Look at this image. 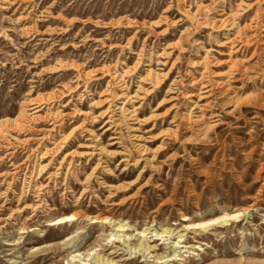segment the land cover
<instances>
[{"label":"rangeland","instance_id":"rangeland-1","mask_svg":"<svg viewBox=\"0 0 264 264\" xmlns=\"http://www.w3.org/2000/svg\"><path fill=\"white\" fill-rule=\"evenodd\" d=\"M257 61L264 0H0V264H264Z\"/></svg>","mask_w":264,"mask_h":264},{"label":"bare ground","instance_id":"bare-ground-1","mask_svg":"<svg viewBox=\"0 0 264 264\" xmlns=\"http://www.w3.org/2000/svg\"><path fill=\"white\" fill-rule=\"evenodd\" d=\"M224 21V20H223ZM222 22V21H221ZM245 39V38H244ZM259 40H261V39H259ZM241 41V40H240ZM241 43H242V41H241ZM249 43H251V42H249ZM256 43V42H255ZM246 45H248V43H246ZM258 59V58H257ZM261 59V58H260ZM235 61L236 60H232V63L228 66V68H231V67H233V66H235ZM259 63H260V61H257L256 62V64L253 66V69H259V70H261L263 73H264V67H262L261 65H259ZM262 63V62H261ZM249 68V67H248ZM247 68V69H248ZM239 72L238 73H240V75H243V74H245V73H243V71H244V67H241V68H238L237 69ZM250 71H251V69H250ZM250 75H252V74H250ZM250 75H247V77L246 78H244V79H246V80H252L253 79V77H255V76H250ZM228 78V77H227ZM198 82V80L197 79H195L194 81H193V84H195V83H197ZM222 82H224V81H222ZM228 86V85H227ZM211 92V88L209 89V91L208 90H206L205 91V95L206 96H209V93ZM188 96L187 97H189V96H193V94H187ZM258 98V97H257ZM261 99V98H260ZM257 100V99H256ZM260 101V100H259ZM258 103V102H257ZM263 109V108H262ZM57 122H59V121H57ZM59 124L60 123H56L53 127H52V129L51 130H53V129H55L56 127H59ZM50 133V132H49ZM48 135H50V134H48ZM47 135V136H48ZM41 138H44V137H41ZM15 147V146H14ZM14 152V151H13ZM13 152H9V153H7V156H9V155H11ZM121 161L123 162V161H125V159H121ZM76 216V214H71L70 215V217H75ZM53 224H55V223H53ZM51 225V224H50ZM124 226L123 225H119L118 226V228H123ZM138 239V238H137ZM140 239V238H139ZM148 249H150V247L149 246H147V244H146V242L144 243V241H143V243H141L140 242V244H138L137 245V250L138 251H146V250H148ZM136 251V250H135Z\"/></svg>","mask_w":264,"mask_h":264}]
</instances>
